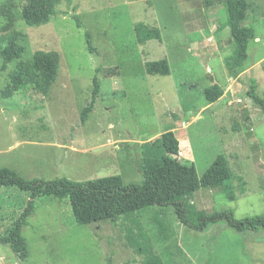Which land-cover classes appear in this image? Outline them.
I'll use <instances>...</instances> for the list:
<instances>
[{
    "label": "rangeland",
    "instance_id": "374dc122",
    "mask_svg": "<svg viewBox=\"0 0 264 264\" xmlns=\"http://www.w3.org/2000/svg\"><path fill=\"white\" fill-rule=\"evenodd\" d=\"M16 6L15 30L22 33L23 57L1 70L0 169L27 180L65 178L87 183L121 177L125 186H144L140 145L177 126L179 160L202 178L226 155L233 172L229 185L195 193L191 204L206 215L231 211L235 221L264 218V110L247 97L250 79L264 98V0H249L245 26L255 30L247 71L230 80L224 59L232 52L221 5L204 0H60V14L42 26L19 20L26 0ZM73 16H79L83 28ZM158 28L161 40L137 44L134 27ZM89 32L97 52L87 50ZM38 51L59 56L56 82L47 96L33 86L10 94L11 75ZM167 59L170 76H149L145 64ZM100 94L87 122L81 112L93 101L96 70ZM116 73L114 76L108 73ZM219 85L223 97L206 102L204 89ZM22 142L10 150L12 144ZM28 194L0 189V235L12 227ZM23 230L30 255L21 263L0 246V264H144L151 255L165 264H264V234H240L225 220L196 232L183 226L172 207H153L116 223L78 225L68 200L38 198Z\"/></svg>",
    "mask_w": 264,
    "mask_h": 264
},
{
    "label": "trees",
    "instance_id": "16d2710c",
    "mask_svg": "<svg viewBox=\"0 0 264 264\" xmlns=\"http://www.w3.org/2000/svg\"><path fill=\"white\" fill-rule=\"evenodd\" d=\"M60 0H26L19 20L31 27L47 24L51 18L58 16ZM206 9L221 5L225 9L226 23L232 38V52L224 59V66L229 79L239 80L247 71L249 45L255 40V30L245 26L251 10L249 0H204ZM13 2L0 0V58L1 70L20 60L25 47L20 45L22 33L15 30L17 16ZM79 29L83 28L79 16H73ZM137 44L144 45L151 40H161L158 28H150L140 23L134 27ZM85 41L89 53L97 52L89 32H85ZM96 70L93 78V101L81 112V123L84 125L92 113L95 99L100 94V82ZM59 72V56L55 52H36L23 68H18L12 75V87L8 90L18 92L22 87L31 85L37 93L47 96L50 87L56 82ZM145 72L149 76H170L167 59L145 64ZM116 73H108L114 76ZM224 95L223 89L215 84L204 89L208 105L219 101ZM247 97L255 106L264 110V98L257 93V81L250 79ZM141 170L147 184L144 186H125L121 177L112 176L87 183H74L65 178L44 182L27 180L13 169H0V189L18 188L28 194L21 215L14 220L12 227L4 235H0V246L9 247L13 255L21 263H25L30 255L28 242L23 230L36 211L38 198L53 197L68 200L75 222L78 225H91L109 221L116 223L122 217H130L145 209L172 207L180 223L196 232H202L212 223L225 220L229 227L240 234H264V218L248 217L235 221L231 211L206 215L196 210L191 204L195 193L205 188L224 186L227 200L234 201L233 189L227 185L233 178V172L226 155L218 156L208 171L200 179L195 166L179 160L180 143L170 129L158 138L140 145ZM109 264H112L109 261ZM144 264H165L157 255H151Z\"/></svg>",
    "mask_w": 264,
    "mask_h": 264
},
{
    "label": "crops",
    "instance_id": "0c3cea01",
    "mask_svg": "<svg viewBox=\"0 0 264 264\" xmlns=\"http://www.w3.org/2000/svg\"><path fill=\"white\" fill-rule=\"evenodd\" d=\"M230 80H232V79H230ZM237 81V80H236ZM227 92H225L224 93V95L226 94ZM209 107H212V104L211 105H209ZM169 129H171L174 133H176L178 130H179V128H177V126H174V127H169ZM176 135V134H175ZM20 145H22V142H16L15 144H12L11 145V147L9 148L10 150H13V149H15V148H18Z\"/></svg>",
    "mask_w": 264,
    "mask_h": 264
},
{
    "label": "built area",
    "instance_id": "2783aa9c",
    "mask_svg": "<svg viewBox=\"0 0 264 264\" xmlns=\"http://www.w3.org/2000/svg\"><path fill=\"white\" fill-rule=\"evenodd\" d=\"M182 155H183V153L180 152V153H179V156H182Z\"/></svg>",
    "mask_w": 264,
    "mask_h": 264
}]
</instances>
